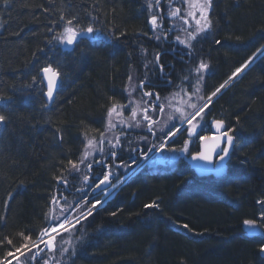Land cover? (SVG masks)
I'll list each match as a JSON object with an SVG mask.
<instances>
[{
  "label": "trees",
  "instance_id": "trees-1",
  "mask_svg": "<svg viewBox=\"0 0 264 264\" xmlns=\"http://www.w3.org/2000/svg\"><path fill=\"white\" fill-rule=\"evenodd\" d=\"M149 1L9 0L5 5L0 0V114L8 117L0 124V261L22 244L31 245L24 236L38 240L49 225L58 190H65L64 181L84 185L89 161L79 162L87 139L99 140L101 132H108L112 103H128L129 77L135 72L142 76L145 62L150 76L159 74L149 39ZM209 15L212 28L198 37L192 63L209 67L199 82L201 73L194 68L188 83L200 88L203 100L264 45V0H212ZM73 17L80 28L91 24L99 29L94 32L103 40L81 38L72 52L57 47L53 58L50 47L60 43L52 37ZM49 64L61 73L52 104L40 75ZM167 91L161 88L162 100ZM206 114L208 120L221 115L235 137L227 173L200 177L182 158L162 171L143 167L92 212L90 235L61 264H264L259 252L264 227L258 223L261 232L251 236L243 228L244 219L260 221L257 201H264V55L228 83ZM113 133L121 135L125 153L140 146V140H151L145 129L118 127ZM105 147L112 150L107 142ZM99 153L92 152V160ZM91 196L79 213L101 199ZM153 202L159 207L145 208ZM55 209L54 219L61 213ZM20 259L32 264L27 253Z\"/></svg>",
  "mask_w": 264,
  "mask_h": 264
},
{
  "label": "snow or ice",
  "instance_id": "snow-or-ice-1",
  "mask_svg": "<svg viewBox=\"0 0 264 264\" xmlns=\"http://www.w3.org/2000/svg\"><path fill=\"white\" fill-rule=\"evenodd\" d=\"M4 4L7 5L9 3V0H3ZM51 2V0H50ZM186 2L188 3V6L190 9H193L192 11H189L187 13V15L189 17H191L192 19L195 20V24H196V28L194 30V32H189L188 33V39L184 40L181 39L180 36H176V40L179 41L180 44L185 45L188 48H191V40H195L197 38V36L200 33L206 32L208 30H210L212 28V20L210 18V10L212 9V0H186ZM156 3L159 4V0H156ZM152 5L149 4V7H151ZM180 9L177 8L174 11H172L170 13L171 17H177L180 13ZM197 11L199 12V18L196 17V13ZM61 19H64L63 16H61ZM76 18L73 17L72 19H68L66 26L63 28L62 32L58 33L57 35H54L52 37V40L58 41L60 44H65V45H74L75 43H77L78 38H82L85 36V34H91L94 31H99V29H94L93 26L91 24H89L86 28H80L78 25H74L73 24V20H75ZM181 19L184 20L185 24H188V20L184 17H181ZM150 24L153 28V30H155L158 26L157 23V16L153 15L151 17L150 20ZM165 38H166V34ZM156 39H160V36H157ZM51 42V41H50ZM217 44H220L221 41L217 40L216 41ZM261 54L264 55V45H262L260 48H258L256 50L255 53H253V55L251 57H249L248 61L245 62L244 65H242L241 68H237L236 72L233 73V75H236V73H239L240 71H242L243 68H246L249 66L250 63H252L254 61V58L257 57V54ZM155 62L156 64L159 65V70L161 73L164 72V68L165 66L163 64H160V54L157 53L155 56ZM209 67V65L206 62L201 61L199 63V65L195 68L196 73H201V75L198 78V82L199 80L203 79V71L207 70ZM40 72L43 74V80L41 82L46 81L47 82V91L45 93L47 99L49 101H52L54 99V92L57 89V84H58V80L59 77L61 75L60 71L58 70V68L53 67L51 64L44 66L40 69ZM35 80V77L33 78ZM131 77H129V81H131ZM185 80L188 79L187 76L184 77ZM229 79H231V77H229ZM228 81H225L224 84H221L214 92H212L211 96L208 97V103L211 102V99L213 96H215L218 92H220V90L222 88H224L225 84H227ZM141 88L144 87V82L141 81L140 85ZM200 88L197 87L196 88V92L199 93ZM145 96H152L153 93L151 92H145L144 93ZM178 95L177 94H173V98ZM129 96H131V92L129 91ZM0 99H3V97H0ZM160 97L159 94H156V100L159 101ZM131 103V101H130ZM187 103V101L185 102ZM208 103L204 104L202 107L197 108V105L194 103H190L188 106L192 109H194L195 111L193 113H190L188 115H185L184 111L181 108H176V112L180 113V119L181 122L184 123L186 122L190 127L187 128V133L189 137H192L193 135L197 134V126L199 121H197V117H201V113L204 112L205 108L208 107ZM169 107H171V103L169 102ZM127 107V105H120L118 102H114L112 103L111 107L108 108L107 110V117H108V121H107V125H106V130L108 129H112L116 127V124L113 123L112 121V117L113 114L115 113L116 115H122V112H118L117 109L118 108H125ZM153 110H156V108L159 109L160 113H164L165 111V106L163 104H153L152 105ZM145 115L143 117L144 120L149 121V131H152V124L154 123H159L158 120L153 121L151 119L150 116H148L147 110L145 109ZM137 115V109L133 108L132 112H131V119H135ZM202 118V117H201ZM8 119V117L4 114H0V124H3L6 120ZM174 119L173 114H168L167 120L164 122V126L168 125L169 121H172ZM194 121H197L196 123H194ZM121 123H127V120H122ZM214 125L217 129V135L213 136H199V139L201 141V146H200V150L196 151L194 154H192L191 159L192 160H202V161H207L209 163L212 162L213 160V156L215 155L218 160L223 161L226 157L229 156V149L232 147L233 145V141H234V137L232 135H229L227 131L225 132H221L220 129L223 128L224 126V121L222 120H216L214 121ZM132 126V125H129ZM135 126L139 127L140 126V121H135ZM161 131H163V127L161 128ZM179 131V129H177V132ZM57 133H59V129H57ZM167 135L169 137H175L176 132H172L171 130H169V132L167 133ZM226 137V145L224 147H221V143L222 141H224V138ZM62 139V137H61ZM86 139H87V134H86ZM104 140H105V133L101 132L100 133V139L96 140L95 138L92 139H87V144L85 145L86 151L82 154V158L80 160V163H84L85 159H87V157L89 155H91L92 153L90 151H88L87 149H93L96 150V144L100 145V148L98 149L100 152L104 151L103 148V144H104ZM108 143L111 145L112 148H115L117 145L120 144V139L119 137H116L115 142L113 143L112 140H109ZM189 141L186 140L184 142V146L180 149H169L170 151H181V152H189V147H188ZM165 145L161 144L160 147L163 148ZM217 149H219V151H217ZM152 149L149 148L148 151H151ZM134 151V150H133ZM113 157L116 156V153L114 151H112L110 153ZM142 155H147V153H142ZM98 162V161H97ZM69 165H71V167L73 169H75L76 171H79V166L78 164L74 163L73 161L69 160L68 161ZM132 163L135 164L136 160H132ZM87 167L89 169H91L92 165L91 163H89L87 165ZM110 175L111 173H107L103 175V178L96 184V188H100L101 185L105 184L106 182H110ZM58 180L60 178H57ZM84 179L87 181L89 178L87 176L84 177ZM64 183H67V181H64ZM113 187H115V185H112ZM258 204L262 205V210L260 212V221L254 220V219H244L243 220V225L247 226L249 228H253L255 227L258 223H260L261 227H264V201H257ZM101 204L100 200H95V202L91 203V207L88 210L87 215H92V211L96 208L97 205ZM151 207H159L158 204H156L155 202H153L152 204H145V208H151ZM116 213H112V215H115ZM59 220V218H57ZM76 223H80L81 219H87V216L84 215L83 212L80 213V216L76 217ZM66 225H69L71 228L75 227V224L72 223V218L65 216L63 222L58 223L57 226H53L51 228V233H56V234H60L59 230L62 229L64 231H69L70 229L68 227H66ZM184 228H188V225L185 224L183 225ZM21 236H23V233L20 234ZM45 235H50V239L45 241L43 239V237ZM7 239V238H6ZM38 240H40L41 243H44L45 246L47 247V249L50 252H55V248H56V237L55 236H51V234L48 232L47 229L42 230V232L40 233V235L37 237ZM24 240L31 242L32 246L37 248V253L35 255H33L32 259H35L36 255H39V252L43 251V249L39 248V245L36 243V241H33L31 239L30 236H24ZM61 242H68L70 243V241H64L63 237H61ZM7 243L8 244H12V240L11 239H7ZM21 248H27V250L30 252L31 248H28L27 244H22L21 247L16 248L17 252L21 251ZM68 252L67 248H60V253L63 256L64 253ZM259 252L264 255V242L260 243L259 246ZM72 254H75V248L72 249ZM8 256H14V253L9 251L7 253ZM0 264H11V261L9 260H5V261H0ZM45 264H48L47 261H45ZM59 264V262H58Z\"/></svg>",
  "mask_w": 264,
  "mask_h": 264
},
{
  "label": "rangeland",
  "instance_id": "rangeland-1",
  "mask_svg": "<svg viewBox=\"0 0 264 264\" xmlns=\"http://www.w3.org/2000/svg\"><path fill=\"white\" fill-rule=\"evenodd\" d=\"M171 1H174V4L177 7H179V9L181 10V17H184V18H186L188 20V24H185L184 20L182 22V28H183L184 32L187 35H188L189 32H194V30L196 28L195 20L187 15V13L189 11H192L193 9L189 8L188 3L186 2V0H171ZM169 2H170V0H169ZM149 10H151L150 11L151 12L150 20H151V17L153 15H156L157 16L158 25L162 26L163 23L160 21L157 9L156 8H154V9L149 8ZM196 17L199 18V12L198 11L196 13ZM161 26H158L156 29H159V27H161ZM207 32L208 31L200 33L197 36V38L202 36V35H205ZM187 39H184V40H187ZM190 42H191V45H192L191 48H188L186 46H182V47L185 48V50H184L185 52H187V50H190V51L193 50L194 51V56L196 57L195 48H193V47H195L196 42H194V40H191ZM160 59H162V56L160 57ZM197 66L198 65L190 66L191 69H188L187 68V64H184V65L180 66V69H176V68L173 69L174 73H176L177 71L181 70L182 73H181L180 76H182V77H181V80L177 84H174L173 81L170 82L166 86V87H168V91L165 92V93H168V94L164 96L165 99L162 100V98H161V100L157 101V104H160V102H161V104H163L165 106L164 113H160L159 109L157 110V108H156V110H153V112L150 111V110H152V109H150V106H152L153 102H155V98L154 97L150 100L149 98H146L144 96V94H140L141 92H135L133 90H127V92H128L127 93L128 103L126 104L127 107L122 108V109L121 108L117 109L118 112H122V115H116L115 113L113 114L112 121H113L114 124H116V127L112 128V129H108V132H105V135L108 134V138L107 139H111L113 142H115V139H116L115 136L116 135L113 133V129H116L118 127L127 128V129H133L134 128L136 131H141L142 129H145L146 131H149V128H148L149 121L144 120L143 117H142L143 111L145 109H147V108L149 109V110H147V115L148 116H152V118H154L155 120L159 121V123L152 124V131L155 132V136L154 137L155 138H161V137L164 136V138L162 139L161 142H159L158 146L155 148L156 149L155 151L154 150L153 151L146 150V153H147L146 156L142 155V153H145V148L142 149L141 154L139 153V150H137L133 154H132L131 150L128 151L125 156H128L129 154L131 155V158L128 161L130 164L128 165V163H125L123 168L117 170L118 172H129V174L131 176L133 174L131 172L139 171L143 167H146V166L148 167L149 163H151V166H149V168L151 170H153L156 167H160V166H158L156 164L152 165V163H158V162H156L157 161V159H156L157 157L167 158V156L171 155V154L188 155V154L194 153V152L198 151V148H199V144H200L199 136H204V135L208 136V135L211 134V132H212L211 128H210L211 127V123L215 119H221V115H217L216 114V115H213L212 118H210V120L207 119L206 111H207L210 103L208 104V107L205 108L204 112L201 113V117L202 118L201 117H197V121H199L198 126H197V134L193 135L192 137H189L188 133H187V128L190 127V126L186 122L182 123L181 119H180V113L176 112V108H181L184 111L185 115H188V114L193 113L195 111L194 109H192V108H190L188 106L190 103L196 104L197 108L202 107L204 104L208 103V100H205V99L203 100V97H202L200 91H199V93H197L196 89L193 88L191 84L190 85L188 84L189 80H192V77H193L192 74H193L194 68H196ZM158 69H159V66H158ZM195 74L198 75V73H196V71H195ZM237 74L238 73H236V75ZM236 75H233L231 80L235 79L237 77ZM185 76L188 77L187 80L184 79ZM166 81H168V79H165L163 81V83L161 84V86H164V82H166ZM228 83L225 84L224 88H222L220 90V92L226 88ZM175 85H176V88L174 87L172 89V87L175 86ZM129 91L131 92V96H129ZM220 92H218L215 96H213L211 101L214 100L219 95ZM177 93H178V95H176L173 98V94H177ZM130 101H131V103H130ZM186 101H187V103H185ZM169 102L172 105L171 107L168 106ZM133 108L137 109V115H136L134 120L131 119V112H132ZM168 114H173L174 119L172 121H169L167 126H164V122L167 120ZM122 120H127V123H121ZM137 120L140 121V126L139 127L135 126V121H137ZM107 121H108V117H107ZM197 121H194V123H196ZM129 125H132V126H129ZM162 127H163V131H161ZM177 129H179L178 132H177ZM169 130H171L172 132H176L175 137H169L167 135ZM150 135H151L150 139H152L153 135L152 134H150ZM186 140L189 141V144H188L189 152L185 153V152H181V151H170L169 150V149H173V148H175V149L182 148L184 146V142ZM140 141H142V143H140L139 145L146 144L147 145V149L151 148V146L149 145L151 140L149 141V138L146 137V138H144V139H142ZM165 141L168 144L169 143H174L173 144L174 147L172 148L169 145V146H167V149L164 150V147L161 148L160 145L163 144ZM99 147H100V145L96 144V150H93V149H87V150L92 153V152L98 151ZM91 160H92V154L89 155L87 157V159H85L84 163H80L79 162V164H80V166H82V164H85L88 161L90 162ZM132 160H136V163L133 164ZM129 174H127V175H129ZM128 178L129 177H126V179H128ZM123 179H125V178H123ZM123 179H121L120 181L114 183L115 187L110 186L107 190H105V192H103L104 196H103L102 200H104V201L102 202V200H101V202H102L101 206L104 205L109 199L113 198V196L116 194L117 189L119 188V186H121V184H122L121 181H123ZM106 197H109V199L106 200L105 199ZM81 203L85 204V201L81 202ZM81 203H79L78 206L75 208L76 209L75 211L77 212L76 216H73L74 213H70L68 215V217L72 218V223L73 224L76 223V219L75 218L80 216V213L78 211L81 208H83V204H81ZM55 208H56V206L53 207L52 217L54 216V212L55 213L57 212V210ZM88 210L89 209H87L85 212H83L85 216H87ZM51 220H52V218H51ZM59 220H55V223L53 225L57 226L58 223L63 222L64 219H62L60 221ZM88 220H89V216H87V219H81L80 223L75 224L74 228H71L69 225H66V227H68L70 230L69 231H64V230L60 229L59 230V232H60L59 235H57L56 233H51V228H50L48 230V232L51 234V236H55L56 237V241H55L56 248H55V252L54 253L50 252L48 249L45 251V255L43 256L41 264H45V261H47L48 264H58V262H59V264H61V261L64 258L71 257L73 255L72 254V249L75 248V252H76V250L79 248V246L82 245L84 243V241L86 240V238L90 235V227H89L90 225L87 222ZM244 228L247 231H254V232L261 231V229L259 228L258 225H256L253 228H249L247 226H244ZM251 233H253V232H251ZM253 234H255V233H253ZM61 237H63L64 241H70V243H68V242L62 243L61 242ZM50 238H51L50 235H46V236L43 237V239L46 240V241L49 240ZM61 247L68 249V252L64 253L63 256L60 253V248ZM25 250H24V252L29 254L31 258L33 256V254L35 252H37V250H35V249H31L30 252L28 250L27 251H25ZM20 256L15 258V259L18 258L16 260V262H19L21 260Z\"/></svg>",
  "mask_w": 264,
  "mask_h": 264
},
{
  "label": "flooded vegetation",
  "instance_id": "flooded-vegetation-1",
  "mask_svg": "<svg viewBox=\"0 0 264 264\" xmlns=\"http://www.w3.org/2000/svg\"><path fill=\"white\" fill-rule=\"evenodd\" d=\"M156 6L158 8V16L160 18V21L163 23V25L161 27H159V29L168 28V30H173V29H176V27H178V28L182 27L183 19H181V11L177 17H171L170 16V12L179 8L174 4V1L170 0V2H169V0H160L159 4H157ZM169 35H171V34H169ZM169 45L171 46V50L166 52V53H168L170 55L171 60L170 61L160 60V64H163L165 66L164 72L163 73L160 72L159 74H161V78H158L157 81H155L154 84L151 85V89L149 92L153 93V95L152 96H145L144 95L146 98H149L150 100L154 97L155 102H153V104H157L156 92L159 93V97H160L159 100H161V96H160L161 88H165L172 81L174 84H177L181 80L182 76H180V75H181L182 71L179 70L176 73H174L173 69L174 68L180 69V66L184 65V64H187L188 66H190L193 62V59H194V51L193 50H191V51L187 50V52H185L184 51L185 48L182 47L185 45L179 44L176 39H173L172 41H170ZM168 75L169 76L177 75L178 78H180V79L168 80V81L164 82V86H161L163 81L165 79L169 78ZM175 87H176V85H175ZM160 104H161V102H160ZM150 109H152L150 111L153 112L152 106H150ZM146 110H149V109L147 108ZM157 110H158V108H157ZM144 115H145V111H143L142 117H144ZM150 117L153 121H156L154 118H152V116H150ZM119 136L121 138V135H118L117 137H119ZM154 136H155V132L153 133V138L151 139L150 144H149L151 147L157 146L158 139H156ZM106 142L108 143V141H106ZM106 142L103 144V148H104L103 152H105V153L108 152L107 153L108 155H105V154H103V152H100L99 154L101 156L95 157L93 160H91L90 162L87 163V165L89 163H91V165H92L91 169L86 167L87 174L85 176H87L89 178L88 181H86V183H85V179L83 178L82 181L84 182V185L79 186V187H76V185H74V183H72V187L70 186L71 183H65V184H63V186H65V190H64V188H60L58 190V193L56 194L55 203H56V207H57L58 211H61V213L56 217V219L60 218L62 216V214H64V215L66 214L65 216H68L71 212H73V210H75V208L78 206L79 203L84 202V201L87 203V201H86L87 196H84L83 193L85 195H89L90 193H92L91 194L92 196L100 195V192L98 190H96V184L103 178L104 174H107L110 172L111 173L110 181H114L115 178H118L120 176L117 170L123 168L125 163H128V165L130 164L128 162L130 160L129 158L125 159V160L122 159V156H125L124 154H126V153L124 152V147H123V144L121 141H120V144L117 145L115 148H112V150H110L109 148L106 149V147H105ZM143 148H145V153H146V150H148L147 147L140 145V146L134 148L133 149L134 151L132 150V154L134 152H136L137 150H139V153L141 154V151ZM112 151H114L116 153V157H113L110 154ZM86 186L87 187L90 186L91 188H87L85 190L86 192L85 191H83V192L78 191V188L86 187ZM88 192H89V194H88ZM58 197H60V198H58ZM70 202H72V203L70 204ZM81 204H83V203H81ZM36 253H34V254H36ZM42 259H43L42 256L41 257L39 256L38 259H34V260L32 259V261L34 262L36 260L37 263L41 264Z\"/></svg>",
  "mask_w": 264,
  "mask_h": 264
},
{
  "label": "bare ground",
  "instance_id": "bare-ground-1",
  "mask_svg": "<svg viewBox=\"0 0 264 264\" xmlns=\"http://www.w3.org/2000/svg\"><path fill=\"white\" fill-rule=\"evenodd\" d=\"M160 1V0H159ZM149 4H151L152 6L149 7ZM157 3L155 0H150L149 2H147V6L151 9H154L156 8L157 11H158V8H157ZM171 13V12H170ZM151 38H149L151 41L154 42L155 44V47H154V55L156 56L157 53L160 54V57L163 56V54H165L166 52L170 51L171 50V46L169 45V42L172 41L173 39H176V36H180L181 39H187L188 38V35L184 32L183 28L180 27H176V29H173V30H168V28L166 29H151ZM166 34V38H165V35ZM171 34V35H169ZM157 36H160V39H156ZM81 39V38H78V40ZM84 40H88L90 42H98L100 43L103 38L101 37V35L99 33H96V34H92L90 35L89 37L85 38ZM194 42H198V38H196L194 40ZM179 43V41H178ZM56 47H50V51H51V55L52 57L54 58L56 56V53H57V47L58 48H63L64 51H68V52H72L75 45H65V44H56V43H53ZM180 44V43H179ZM183 45V44H181ZM194 48V47H193ZM258 56L260 55L259 53L257 54ZM163 58V57H162ZM160 60H163V59H160ZM171 60V57L170 56H165V61H170ZM193 63V62H192ZM53 66V65H52ZM146 62L144 63V73H142V76L141 75H138L137 72H135V74L132 75V79L131 81H129V84H128V88L127 90H133L135 92H141V93H145V92H149L150 89H151V85L154 84L155 82V79L158 77V78H161V74H158V75H155L153 73L152 76H150L147 72V67H146ZM188 66V65H187ZM192 66V64L190 65ZM54 67V66H53ZM245 70V69H244ZM243 70V71H244ZM159 73H160V70L158 69ZM40 75H41V72H40ZM169 76V75H168ZM42 77V80H43V75H41ZM171 79H175V80H178V76L177 75H173V76H169L168 80H171ZM143 81L144 82V87L141 88L139 85H140V82ZM44 84V82H43ZM175 86H173L174 88ZM45 88V86H44ZM172 88V89H173ZM176 88V87H175ZM156 94H159L158 92H156ZM148 133L152 134L153 135V131H147ZM103 154L105 155H108L107 153L103 152ZM116 157V156H115ZM87 174V172H86ZM85 174V175H86ZM85 177V176H84ZM83 177V178H84ZM88 181V180H87ZM120 181V178H115L114 181H110L108 182L109 185H114V183ZM86 182V180H85ZM54 206H52L53 208ZM101 207H98L97 209H99ZM244 228V226H243ZM245 232L247 233V235L251 236L252 234H250V232H253L254 231H247L245 228H244ZM264 262V260H263Z\"/></svg>",
  "mask_w": 264,
  "mask_h": 264
},
{
  "label": "water",
  "instance_id": "water-1",
  "mask_svg": "<svg viewBox=\"0 0 264 264\" xmlns=\"http://www.w3.org/2000/svg\"><path fill=\"white\" fill-rule=\"evenodd\" d=\"M246 68H243L242 71L244 69H246ZM242 71H240L237 75H239ZM41 75H43V74L41 73ZM60 83H61V78L59 77L58 84H57V89L54 92V99L52 101H49L47 99L46 95H45V93L47 91V82L44 81V86H45V89H46L44 95H45V98H46V101H47L48 104H52L54 102L55 97H56V94H57V91H58V89L60 87ZM211 128H212L213 134H211L209 136H213L214 137L215 135L218 134L217 133V129H216L215 125H214V122L212 123ZM220 131L221 132H225V131L228 132V128L226 126L225 121H224V126H223V128L220 129ZM228 134L231 135L229 132H228ZM225 142H226V137L224 138V141H222L221 147L227 146ZM234 144H235V137H234L233 145L229 149V153L230 154L223 161L218 160V158L215 155L213 156V160H212L211 163H209L207 161H202V160H192L191 159V156L192 155L186 157V161L192 167V169L195 171L196 175H198L200 177L210 176V175H213L215 177H221V176H223V175H225L227 173V170H228V162H229V160L231 158V153L233 151ZM200 146H201V142H200V145H199V150H200ZM217 151H219V149H217ZM108 185H109L108 182H106L105 184L101 185V187L102 188H105ZM51 225H52V223L50 222L49 225L45 229L48 230L51 227ZM250 234H253V233L250 232Z\"/></svg>",
  "mask_w": 264,
  "mask_h": 264
}]
</instances>
